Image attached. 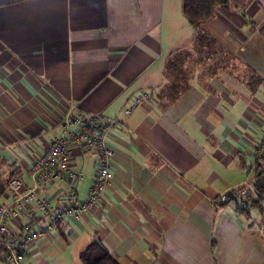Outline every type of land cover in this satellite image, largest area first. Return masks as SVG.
<instances>
[{"label":"crops","instance_id":"obj_1","mask_svg":"<svg viewBox=\"0 0 264 264\" xmlns=\"http://www.w3.org/2000/svg\"><path fill=\"white\" fill-rule=\"evenodd\" d=\"M71 106L119 121L107 136L113 179L24 264H78L92 240L119 264H264V0H229L198 25L182 0H0L1 182L30 185ZM70 150L84 176L42 189L54 205L85 199L98 166ZM37 216L30 202L18 220Z\"/></svg>","mask_w":264,"mask_h":264},{"label":"built area","instance_id":"obj_2","mask_svg":"<svg viewBox=\"0 0 264 264\" xmlns=\"http://www.w3.org/2000/svg\"><path fill=\"white\" fill-rule=\"evenodd\" d=\"M129 112L130 109L125 110V113ZM117 124L119 121L115 117L69 107L61 119L59 134L29 169L30 185L20 177L7 181L9 199L0 201V257L6 264H24L30 244L46 237L54 224L65 218L79 221L102 201L113 179L115 155L107 136ZM71 144L97 154L98 166L85 199L81 200L72 193L68 204L54 205L41 194L42 189L57 180L76 181L84 176L69 164ZM255 158L256 164L264 162V139L256 148ZM30 202L35 205L37 218L19 221Z\"/></svg>","mask_w":264,"mask_h":264},{"label":"trees","instance_id":"obj_3","mask_svg":"<svg viewBox=\"0 0 264 264\" xmlns=\"http://www.w3.org/2000/svg\"><path fill=\"white\" fill-rule=\"evenodd\" d=\"M228 4L229 0H182V12L189 23L198 25L209 21L216 8L226 7ZM255 177L254 188L260 194L264 191V168H262L261 163H257ZM5 189L6 183L0 181V197ZM245 193L247 195V192ZM79 259L82 264H119L98 240H92L81 249Z\"/></svg>","mask_w":264,"mask_h":264},{"label":"rangeland","instance_id":"obj_4","mask_svg":"<svg viewBox=\"0 0 264 264\" xmlns=\"http://www.w3.org/2000/svg\"><path fill=\"white\" fill-rule=\"evenodd\" d=\"M179 8V7H178ZM173 12H174V14H175V2L173 3ZM181 12V10L180 9H178V13H180ZM183 17V16H182ZM184 19V18H183ZM189 26H190V24H188ZM202 44H204V42H202ZM208 44V43H207ZM187 49H192V50H190L189 52H191L190 54H195L196 52H198V49H202V47L201 46H197L196 44H192L191 45V47H189V48H187ZM190 63H191V65L193 66L194 65V62L192 61V59H190ZM127 114V113H126ZM75 264H76V262H75ZM78 264H82V262H81V260L79 259L78 260Z\"/></svg>","mask_w":264,"mask_h":264}]
</instances>
